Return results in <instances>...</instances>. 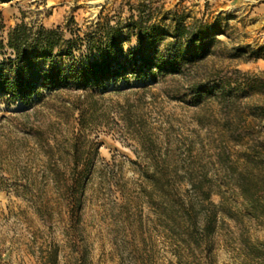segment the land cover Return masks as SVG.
I'll use <instances>...</instances> for the list:
<instances>
[{
    "label": "rangeland",
    "instance_id": "374dc122",
    "mask_svg": "<svg viewBox=\"0 0 264 264\" xmlns=\"http://www.w3.org/2000/svg\"><path fill=\"white\" fill-rule=\"evenodd\" d=\"M20 24L180 58L156 81L0 100V264H240V232L264 241L233 181L264 141V0L0 2L3 45Z\"/></svg>",
    "mask_w": 264,
    "mask_h": 264
},
{
    "label": "trees",
    "instance_id": "16d2710c",
    "mask_svg": "<svg viewBox=\"0 0 264 264\" xmlns=\"http://www.w3.org/2000/svg\"><path fill=\"white\" fill-rule=\"evenodd\" d=\"M10 1L12 0H0L4 3ZM111 32L112 30L106 32L107 42H104L101 38L94 40L92 37L87 38L86 34L80 36L76 33H72V38L65 39L64 29L60 27L55 30L42 27L34 30L20 24L11 28L7 34L6 44L3 45L0 41V49L7 48L11 55V58L0 62V100L9 104L20 102L28 106L33 100L40 101L45 98V94L61 90L107 92L109 86H116L120 81L127 83L130 77L145 83L156 81L162 72L177 71L176 60L180 57L169 55L166 59L157 52L149 54L137 49L125 53L123 42L118 41L116 35H112ZM138 44L141 46L140 39ZM81 49L82 61L79 62L74 56V51ZM62 53L68 62L59 65L55 57L61 56ZM90 54L93 56L90 57ZM259 149L256 145L249 146L248 152L244 154L243 166L235 174L233 181L239 196L244 200L245 215L262 223L264 141H259ZM204 199L210 200L209 194H205ZM223 201L225 202L224 198L219 206L208 204V216L207 214L204 216L205 223L197 233L201 239L213 235L211 222H216L221 212L230 216V211L228 213L225 211ZM203 245L187 247L186 254L210 257L213 248L208 244ZM238 247L237 251L243 256L240 264H246L263 254L264 241L257 239L253 243L240 232ZM178 256L181 257L180 254Z\"/></svg>",
    "mask_w": 264,
    "mask_h": 264
}]
</instances>
